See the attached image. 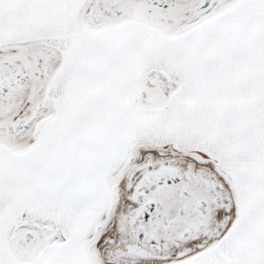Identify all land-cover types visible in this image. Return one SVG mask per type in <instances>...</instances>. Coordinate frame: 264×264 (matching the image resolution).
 <instances>
[{"label":"snow or ice","instance_id":"6c2138e0","mask_svg":"<svg viewBox=\"0 0 264 264\" xmlns=\"http://www.w3.org/2000/svg\"><path fill=\"white\" fill-rule=\"evenodd\" d=\"M0 264H264V0H0Z\"/></svg>","mask_w":264,"mask_h":264}]
</instances>
